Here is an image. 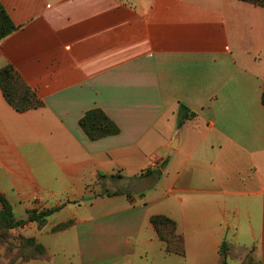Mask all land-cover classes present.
<instances>
[{
	"label": "crops",
	"instance_id": "1",
	"mask_svg": "<svg viewBox=\"0 0 264 264\" xmlns=\"http://www.w3.org/2000/svg\"><path fill=\"white\" fill-rule=\"evenodd\" d=\"M260 1L0 0L17 26L0 70L43 104L19 113L0 87V193L19 220L57 208L24 225L49 255L31 264H220L222 242L228 264H264ZM96 108L118 134L88 138Z\"/></svg>",
	"mask_w": 264,
	"mask_h": 264
},
{
	"label": "trees",
	"instance_id": "2",
	"mask_svg": "<svg viewBox=\"0 0 264 264\" xmlns=\"http://www.w3.org/2000/svg\"><path fill=\"white\" fill-rule=\"evenodd\" d=\"M244 1L261 3L260 0ZM16 29L17 26L0 2V40L13 33ZM0 87L6 101L19 113L37 109L43 105L35 91L10 66L0 70ZM262 104L264 106V89L262 92ZM79 125L92 141L119 133L117 124L103 110L97 108L87 111L80 119ZM55 211H57V208L30 209L27 211V220H19L10 202L0 193V240L2 241L8 237L9 230L22 228L27 222L35 223L39 228H43L47 224L48 218ZM151 223L159 240L164 243L166 253L185 257L184 237L178 232L176 223L163 215L152 216ZM23 241L32 246L31 252L24 257L25 260L31 257L35 258L34 256L36 255L39 257L45 254V247L40 243H36L34 238L24 239ZM228 250L229 245L226 242H222L219 251L221 256L220 264H228Z\"/></svg>",
	"mask_w": 264,
	"mask_h": 264
},
{
	"label": "rangeland",
	"instance_id": "3",
	"mask_svg": "<svg viewBox=\"0 0 264 264\" xmlns=\"http://www.w3.org/2000/svg\"><path fill=\"white\" fill-rule=\"evenodd\" d=\"M28 224H34L36 227H38L35 223L32 222H28ZM46 225L43 228L38 227V230H43ZM28 238H34L36 240V243H38L37 239L31 236V231L28 228L22 227L9 230L8 237L6 239H3L2 241L0 240V264H31L32 260L34 259H48L49 255L46 248L45 254L43 256L37 257L36 255L34 256L35 258L31 257L27 260L24 259V257L28 255L32 250V246L23 241L24 239ZM235 259H238V255H236ZM229 262V264H236L231 261Z\"/></svg>",
	"mask_w": 264,
	"mask_h": 264
},
{
	"label": "built area",
	"instance_id": "4",
	"mask_svg": "<svg viewBox=\"0 0 264 264\" xmlns=\"http://www.w3.org/2000/svg\"><path fill=\"white\" fill-rule=\"evenodd\" d=\"M156 165H157V163H156V161H154V162H152L151 167H154Z\"/></svg>",
	"mask_w": 264,
	"mask_h": 264
}]
</instances>
